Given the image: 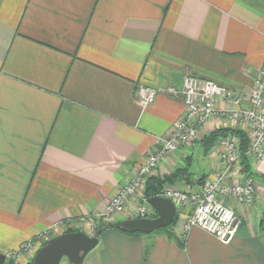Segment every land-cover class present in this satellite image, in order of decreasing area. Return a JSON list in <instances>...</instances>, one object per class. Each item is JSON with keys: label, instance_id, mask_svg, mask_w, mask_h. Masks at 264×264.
<instances>
[{"label": "crops", "instance_id": "1", "mask_svg": "<svg viewBox=\"0 0 264 264\" xmlns=\"http://www.w3.org/2000/svg\"><path fill=\"white\" fill-rule=\"evenodd\" d=\"M263 67L264 0H0V254L34 240L16 262L29 264L61 227L102 214L182 118L185 76L247 100ZM141 87L157 92L146 108ZM220 128L248 132L215 116L150 177L185 170L163 189L204 187L221 148L201 140ZM248 162L252 174L238 162L235 178L254 180L252 204L222 199L239 224L227 244L199 228L184 233L188 210L174 205L168 231L106 230L82 264H264V163ZM141 203L129 198L112 223L155 219L150 206L137 217Z\"/></svg>", "mask_w": 264, "mask_h": 264}, {"label": "built area", "instance_id": "2", "mask_svg": "<svg viewBox=\"0 0 264 264\" xmlns=\"http://www.w3.org/2000/svg\"><path fill=\"white\" fill-rule=\"evenodd\" d=\"M180 94L185 107L184 114L167 137L158 139L160 148L147 156L134 178L111 198L102 214L79 218V221L90 220L91 217L95 219V217L111 215L112 218L115 215H124L129 198L133 196H137L142 201L141 205L136 208L137 217L151 216L153 212H151L147 199L141 194L147 178L152 175L164 156L173 154L181 148H190L192 143L200 138V128L218 115L225 116L232 123L239 120L244 122L248 128L246 133L248 149L245 156L248 161L264 163V67L255 80L247 100L230 89L193 76L184 77ZM156 95L157 92L151 88H139L137 92L139 106L146 108L153 104ZM219 101L229 107L218 110L216 104ZM218 145L221 148L218 153L219 167L213 179L204 186L201 194L188 198L182 192L162 189L157 197L168 199L173 205L182 208L189 203L194 205L191 215L182 224L184 233L192 228H199L219 242L227 244L235 237L239 224L233 209L225 205L222 199L231 197L239 203L250 206L256 185L250 177L241 182L235 178L236 166L239 162L238 140L226 136L219 140ZM231 181L234 182L230 183ZM33 241L23 242L18 250L5 256L6 262L11 260L16 264L24 253L33 249Z\"/></svg>", "mask_w": 264, "mask_h": 264}, {"label": "water", "instance_id": "3", "mask_svg": "<svg viewBox=\"0 0 264 264\" xmlns=\"http://www.w3.org/2000/svg\"><path fill=\"white\" fill-rule=\"evenodd\" d=\"M149 206L156 212L155 219H134L115 223V227L128 233L150 234L167 228L174 220L175 206L168 199L153 197ZM98 235L88 236L81 232L64 233L48 240L35 253L32 264H60L66 258L69 264H82L85 257L97 246ZM0 254V264H5Z\"/></svg>", "mask_w": 264, "mask_h": 264}, {"label": "trees", "instance_id": "4", "mask_svg": "<svg viewBox=\"0 0 264 264\" xmlns=\"http://www.w3.org/2000/svg\"><path fill=\"white\" fill-rule=\"evenodd\" d=\"M226 136H232L236 138L239 142V164L241 166V170L244 173H248V175H251L252 172L250 171V166L247 157L245 156V153L248 149V139L247 134L239 129H229V128H220L216 129L213 132L209 133L207 136L202 138V143L205 148V150H208L209 148L213 147L215 144L218 143V141ZM183 176H185V170H176L171 176L165 178L164 180H159L156 177H149L146 180L145 187H144V196L146 199L153 198L157 196L161 190L163 189V186L165 183L169 182H175L177 179H183ZM115 223L112 222H97V227L94 230V233L97 235L102 234L106 230H115L121 234L134 236L137 234H132L124 231L121 228L115 227ZM170 228L159 230L158 232H166ZM77 231L68 230L64 233H72ZM171 236V234H169ZM44 245V244H43ZM5 264H14L11 260H8ZM32 264V261L29 263Z\"/></svg>", "mask_w": 264, "mask_h": 264}, {"label": "rangeland", "instance_id": "5", "mask_svg": "<svg viewBox=\"0 0 264 264\" xmlns=\"http://www.w3.org/2000/svg\"><path fill=\"white\" fill-rule=\"evenodd\" d=\"M232 137V136H231ZM234 138V137H233ZM219 142V141H218ZM216 145V144H215ZM214 145V146H215ZM149 178V177H148ZM212 179H213V177H212ZM211 179V180H212ZM203 189H204V187H203V185H201V186H199L198 188H197V191L196 192H194L193 194H191V193H188V192H184V191H181V190H178V189H169V190H172V191H178V192H182V193H184L186 196H188V198H191V197H194V196H197V195H199V194H201V192H203ZM141 194L143 195L144 194V191H142L141 192ZM193 195V196H192ZM186 210H188V217H189V215H191V212L193 211V204H191V203H189L187 206H185L184 207ZM91 218H92V220H91ZM90 218V220L89 219H86V220H83V221H77V225L76 226H74V227H72V228H70V227H68V226H64V227H61V233L60 234H62V233H64L65 231H68V230H72V231H77V232H81V233H86V235H88V236H93L95 233H94V230H95V228L97 227V222H99V221H102V222H112L113 220L111 219V215L110 216H108V217H95V219L93 218V217H91ZM98 218H99V220H98ZM56 235H59V234H55L54 236H56ZM47 236H49V234L47 235ZM54 236H52V237H54ZM33 242H35V241H33ZM38 250V249H37ZM36 250V251H37ZM36 253V252H35ZM35 253L32 255V257H34V255H35ZM60 264H67V260H66V258H62V260H61V262H60Z\"/></svg>", "mask_w": 264, "mask_h": 264}, {"label": "flooded vegetation", "instance_id": "6", "mask_svg": "<svg viewBox=\"0 0 264 264\" xmlns=\"http://www.w3.org/2000/svg\"><path fill=\"white\" fill-rule=\"evenodd\" d=\"M6 263V262H5Z\"/></svg>", "mask_w": 264, "mask_h": 264}]
</instances>
